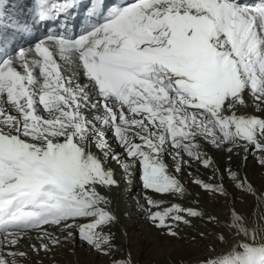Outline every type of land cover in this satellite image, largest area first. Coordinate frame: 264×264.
Listing matches in <instances>:
<instances>
[{"label": "snow or ice", "instance_id": "1", "mask_svg": "<svg viewBox=\"0 0 264 264\" xmlns=\"http://www.w3.org/2000/svg\"><path fill=\"white\" fill-rule=\"evenodd\" d=\"M33 5L21 20L0 0V248L12 257L0 254V264H22L28 253L19 245L33 236L37 254L63 236L112 264H133L130 253L113 255L110 193L134 177L154 194L183 197L179 175L195 163L212 169L211 179L219 173L218 184L193 177L202 192L231 195L233 204L229 185L256 194L239 170L214 166L204 145L229 157L254 149L264 166V0ZM78 16V34H66L65 23L63 32L31 37L28 49L12 47L17 36ZM146 204L147 220L171 237L205 218L176 203L152 211L161 205L151 197ZM206 222L218 231L202 264H264V223L235 208Z\"/></svg>", "mask_w": 264, "mask_h": 264}, {"label": "bare ground", "instance_id": "2", "mask_svg": "<svg viewBox=\"0 0 264 264\" xmlns=\"http://www.w3.org/2000/svg\"><path fill=\"white\" fill-rule=\"evenodd\" d=\"M5 108H8L6 104ZM204 151L213 159L214 166L220 169L231 168L233 171L239 170L241 177L246 175L247 180L257 190L256 194L245 196L229 185V193L234 194L236 197L235 203L233 204L231 195L229 197H221L219 195L202 192L192 183L193 177L203 180L206 183L218 184L220 182L219 173L217 172L216 179H211L213 170L197 168L195 163L190 168L185 166L183 175H179V179L186 189V195L183 197L154 194L149 190L143 189L142 184L135 177L131 184H126L120 181V174L117 173L116 179L120 181V186L110 193L113 201L112 209L118 217V223L112 229V232L114 233L116 241L121 246V249L118 248V251H121L123 256L130 253L133 264H145V262L140 263V257H144L143 259L145 260L144 253L147 249L143 245L145 243L144 238L153 234H160V254L164 256H166L169 249H174L176 246L182 247V251L186 255L190 256V254H195L197 250L190 251L193 247L191 246V242L193 241V235L191 234L192 227L203 229L207 233L203 239L206 243L210 241L213 244L214 238L212 233L218 231V229L213 228L211 224L206 222L207 216L220 217L223 220L230 208H235L237 211L245 213L248 216V222L254 226L261 223L254 209L256 199H261L264 203V193L259 191L260 189H264V166H261L259 163V153L254 149L249 153H245L243 149H237L229 157L226 151L217 150L209 145H204ZM166 160L169 163L171 162L170 157H166ZM189 172L192 173L191 176L188 175ZM224 183L227 185L228 181L225 180ZM146 197H151L160 202V208H154L152 211H162L164 208L176 203L183 207H191L203 212L205 218L203 220H192L191 226H181L177 229L178 235L176 237L167 236L164 234L165 230L156 229L147 220L146 211L148 210V206L146 204ZM262 219L264 220V215L261 217ZM60 239L62 241L60 245L54 247L47 253L40 252L38 254L33 252L28 246L32 242L38 243V241H35V237L33 236L31 239L24 240L19 245V249L26 251L28 257L22 264H112L113 258H108V261L107 256H101L95 252L87 251L81 247L78 239L75 241H65L63 236ZM9 251V248H0V254H3L6 259L11 261L12 257L7 255ZM115 257L119 258L120 256ZM190 261L191 258H186L183 264H188Z\"/></svg>", "mask_w": 264, "mask_h": 264}, {"label": "rangeland", "instance_id": "3", "mask_svg": "<svg viewBox=\"0 0 264 264\" xmlns=\"http://www.w3.org/2000/svg\"><path fill=\"white\" fill-rule=\"evenodd\" d=\"M254 209H255L257 216L260 218L259 221H261V223H264V220L263 219L261 220V217L264 215V203L261 201V199L259 200L256 199V205ZM191 230H192L191 234L193 235L192 237L193 241L191 242V246L193 247L191 248L190 251L192 252V251L197 250L195 254H190V256L186 255L182 251L183 250L182 247L176 246V248L174 249L172 248L169 249L167 251L166 256L161 255L160 254V234L158 235L153 234L151 236H146L144 238L145 243H143V245L146 246L147 249L144 253L145 260L143 259L144 257H140L141 258L140 263L145 262V264H183L186 258H189V259L191 258V261L188 264H202L204 258L207 257V255H209L211 252L212 242L209 241L206 243L205 240L203 239L206 235L204 237L200 236V232H205L203 229L192 227ZM115 244L119 246L118 248L121 249V246L118 244L116 239H115ZM113 255L120 256V257L123 256L121 251H118V254L116 252ZM108 258L112 259L113 257L107 256V260Z\"/></svg>", "mask_w": 264, "mask_h": 264}]
</instances>
